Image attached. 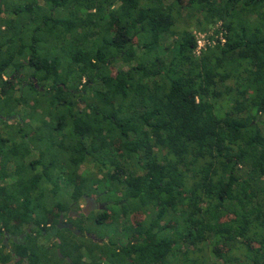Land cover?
<instances>
[{
    "label": "trees",
    "instance_id": "obj_1",
    "mask_svg": "<svg viewBox=\"0 0 264 264\" xmlns=\"http://www.w3.org/2000/svg\"><path fill=\"white\" fill-rule=\"evenodd\" d=\"M6 233L1 264H264V0H0Z\"/></svg>",
    "mask_w": 264,
    "mask_h": 264
},
{
    "label": "flooded vegetation",
    "instance_id": "obj_2",
    "mask_svg": "<svg viewBox=\"0 0 264 264\" xmlns=\"http://www.w3.org/2000/svg\"><path fill=\"white\" fill-rule=\"evenodd\" d=\"M86 202L88 203V206H90V207H97V208H102V207H104V204H103V203H99V202H97V201L95 200V198H89V197H86V198H85V204H86ZM30 226H32V224H28V225H26V226H25V228H26L25 230H29V227H30ZM23 234H24V233L19 234V235H16V234H15V235H13V234L9 235V234L6 233V236H5V238L3 239V246H6L7 248H9V246H10L11 243H9L8 238H10L11 241L15 242V241H18L16 238H21Z\"/></svg>",
    "mask_w": 264,
    "mask_h": 264
},
{
    "label": "built area",
    "instance_id": "obj_3",
    "mask_svg": "<svg viewBox=\"0 0 264 264\" xmlns=\"http://www.w3.org/2000/svg\"><path fill=\"white\" fill-rule=\"evenodd\" d=\"M220 23V22H218ZM219 26V24H217ZM221 36V34H220ZM222 42H224V37L221 36ZM214 42L210 40L206 33H196V46H195V53L199 54L202 49L206 48L209 45H213Z\"/></svg>",
    "mask_w": 264,
    "mask_h": 264
},
{
    "label": "rangeland",
    "instance_id": "obj_4",
    "mask_svg": "<svg viewBox=\"0 0 264 264\" xmlns=\"http://www.w3.org/2000/svg\"><path fill=\"white\" fill-rule=\"evenodd\" d=\"M17 1V0H14V2ZM218 24V23H217ZM221 105L223 107H227L228 106V103L225 101L224 103H221ZM221 110V109H220ZM81 202V207H84L85 206V202L84 201H80ZM95 209H97V207H90L88 206L87 208V215H89L92 211H94Z\"/></svg>",
    "mask_w": 264,
    "mask_h": 264
},
{
    "label": "crops",
    "instance_id": "obj_5",
    "mask_svg": "<svg viewBox=\"0 0 264 264\" xmlns=\"http://www.w3.org/2000/svg\"><path fill=\"white\" fill-rule=\"evenodd\" d=\"M4 78H5V77H4ZM27 125H28V124H26V122H25V125H24V126H26V128L29 129L30 127H28L29 125H28V126H27ZM28 224H31V223H26L25 226L28 225ZM32 228H34V227H32V226L29 227L30 230H31ZM25 229H26V228H25ZM27 231H29V230H27ZM2 238H3V236H0L1 243H3ZM4 238H5V237H4ZM12 242H13V241H11V239H10V240H9V243H12ZM2 247H3V244H2ZM0 264H1V263H0Z\"/></svg>",
    "mask_w": 264,
    "mask_h": 264
},
{
    "label": "water",
    "instance_id": "obj_6",
    "mask_svg": "<svg viewBox=\"0 0 264 264\" xmlns=\"http://www.w3.org/2000/svg\"><path fill=\"white\" fill-rule=\"evenodd\" d=\"M87 208H88V203L86 202L85 206L82 207V211L85 215H87Z\"/></svg>",
    "mask_w": 264,
    "mask_h": 264
}]
</instances>
